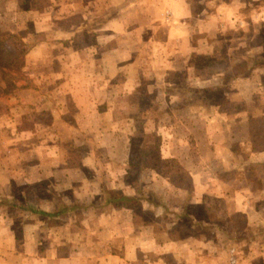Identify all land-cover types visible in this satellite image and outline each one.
Returning a JSON list of instances; mask_svg holds the SVG:
<instances>
[{
	"label": "crops",
	"instance_id": "obj_1",
	"mask_svg": "<svg viewBox=\"0 0 264 264\" xmlns=\"http://www.w3.org/2000/svg\"><path fill=\"white\" fill-rule=\"evenodd\" d=\"M11 3L0 29L24 50L14 88L0 81V264H229L230 247L264 264V70L215 65L245 34L242 2Z\"/></svg>",
	"mask_w": 264,
	"mask_h": 264
},
{
	"label": "rangeland",
	"instance_id": "obj_2",
	"mask_svg": "<svg viewBox=\"0 0 264 264\" xmlns=\"http://www.w3.org/2000/svg\"><path fill=\"white\" fill-rule=\"evenodd\" d=\"M9 2H12L16 5V2L21 4L23 7H27L29 5L34 6H42V4H45L48 0H8ZM239 2H242V6L239 7V13L237 14H243L246 24V31L245 34H249V37L247 39V42L244 41L243 45H239V37L244 36L245 34L242 33V29L234 28L232 31H229L228 34L232 37V42H230V48L231 53L229 56L220 54L219 56H216V62L215 65L218 64V66L230 68L227 72V76L237 74H247L251 73L254 68H259L261 70H264V0H238ZM11 3L10 7H14ZM200 4V5H199ZM200 10L202 8L201 3H198L195 5ZM204 9V8H203ZM244 26V28H245ZM6 41L8 42V46L15 52L21 54L19 56V60L17 64L8 70L9 76L12 79V81H15L19 78H21V64H22V55L24 47L19 44V42L14 38L7 37ZM228 45V42H224L221 44L222 48H225ZM248 49V53L246 54L245 51ZM244 52V56H241ZM259 54V55H258ZM243 57V58H242ZM196 68L198 71H195V75H199V77L207 78L208 75H212V68L215 66L213 65L211 67V64L213 62L210 61V58L208 55H195L193 57ZM254 67V68H253ZM3 81L0 75V81ZM8 84H10L11 80L8 79ZM6 84V83H5ZM6 84V90H12L11 86ZM219 90H212V89H204L202 91V94L204 96H210V97H217V94L219 93ZM237 226L241 227L242 223L241 220H238ZM236 235L237 233L234 232ZM65 248V247H64ZM229 264H239L241 261V256H243V252L240 250L237 251L236 248L230 247L227 250Z\"/></svg>",
	"mask_w": 264,
	"mask_h": 264
},
{
	"label": "trees",
	"instance_id": "obj_3",
	"mask_svg": "<svg viewBox=\"0 0 264 264\" xmlns=\"http://www.w3.org/2000/svg\"><path fill=\"white\" fill-rule=\"evenodd\" d=\"M11 36V34H7V32H3L2 29H0V75L3 81L8 84V79L11 80L10 84H8L11 88H14V81L9 76L8 70L13 68L18 60L19 56L21 54L13 51L6 43L7 37Z\"/></svg>",
	"mask_w": 264,
	"mask_h": 264
}]
</instances>
